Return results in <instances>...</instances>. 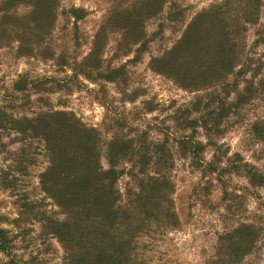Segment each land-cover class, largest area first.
Returning <instances> with one entry per match:
<instances>
[{"label":"rangeland","instance_id":"1","mask_svg":"<svg viewBox=\"0 0 264 264\" xmlns=\"http://www.w3.org/2000/svg\"><path fill=\"white\" fill-rule=\"evenodd\" d=\"M256 2L247 22L248 0H0V227L9 238L0 264L70 262L50 234L67 209L41 184L51 164L35 123L54 110L93 131L101 167L117 171V204L144 219L134 264H264V181L252 177L264 176V0ZM220 10L217 20L247 28L246 64L218 76L211 53L185 44ZM172 57L199 67L194 85L165 73ZM187 136L202 144L200 161L185 155ZM159 174L173 186L175 226L147 220L153 202L148 215L137 201Z\"/></svg>","mask_w":264,"mask_h":264},{"label":"trees","instance_id":"2","mask_svg":"<svg viewBox=\"0 0 264 264\" xmlns=\"http://www.w3.org/2000/svg\"><path fill=\"white\" fill-rule=\"evenodd\" d=\"M257 0H248L250 5L243 10L245 21H254ZM211 14V13H210ZM222 10L212 13L208 32L191 36L185 48L193 46L202 48L214 64L218 66L219 75L235 71L246 62L241 57L245 51L243 35L247 28L237 21L230 22L222 16ZM197 26L196 30L202 31ZM214 56V59H213ZM180 57H172L169 70L165 72L175 77L177 82L185 84L197 81V65L180 67ZM209 67H212L209 62ZM210 75L212 70L209 71ZM223 72V73H221ZM207 75L206 71H199ZM36 119L38 136L43 139L46 151L50 155L49 169L43 174L42 187L57 204L67 209L69 218L55 222L50 234L56 236L66 250L69 264H134L131 250L136 232L141 231L138 216L133 211L122 212L117 204L118 194L115 189L117 171L114 166L104 170L99 162L100 153L93 131L79 120L72 112L65 110L49 111ZM184 151L195 161H200L203 152L200 142L187 136ZM161 156V154L159 153ZM162 160L159 157L158 161ZM218 160V159H216ZM220 161V160H218ZM253 181L262 183L264 176L253 174ZM147 189H141L144 196L137 200L143 207L142 213L149 215V204L153 214L147 220L167 219L175 226L176 213L170 210L173 186L165 174L156 175L148 180ZM141 212V211H140ZM156 213V215L154 214ZM158 217V218H157ZM137 225L134 227L135 223ZM167 222V221H165ZM168 223V222H167ZM132 228V230H131ZM7 231L0 227V250L8 251ZM235 245V244H234ZM235 245L234 250H239Z\"/></svg>","mask_w":264,"mask_h":264}]
</instances>
